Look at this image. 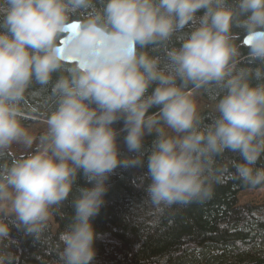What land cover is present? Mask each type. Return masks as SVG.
<instances>
[{
  "label": "clouds",
  "instance_id": "9594fccd",
  "mask_svg": "<svg viewBox=\"0 0 264 264\" xmlns=\"http://www.w3.org/2000/svg\"><path fill=\"white\" fill-rule=\"evenodd\" d=\"M36 86L42 112L26 101ZM38 112L37 135L22 122ZM13 145L28 151L0 164V264L18 259L11 227L45 246L41 264H94L118 167L146 164L136 186L158 214L210 198L228 169L264 186V0H0V158ZM78 175L90 186L53 233Z\"/></svg>",
  "mask_w": 264,
  "mask_h": 264
},
{
  "label": "trees",
  "instance_id": "16d2710c",
  "mask_svg": "<svg viewBox=\"0 0 264 264\" xmlns=\"http://www.w3.org/2000/svg\"><path fill=\"white\" fill-rule=\"evenodd\" d=\"M200 10L197 15H202ZM190 31L189 27L184 29ZM180 34L173 36L169 46L180 45ZM149 55H161L160 50L149 46ZM247 49L241 48L242 55ZM243 59V57H242ZM54 74L53 79H55ZM256 81L253 80V84ZM149 89V92L152 91ZM46 93L38 86L31 90L26 101L30 106L44 110ZM210 102L207 97H202ZM156 107L150 112L157 111ZM210 112V108L202 110ZM39 112L24 120L25 127L42 119ZM113 127L118 131L123 121ZM153 136L145 137V148L150 147ZM122 155H130L127 149L119 148ZM14 156L10 151L0 158V164L10 163ZM235 159L231 153L222 158L223 163ZM264 167V157L258 163ZM147 171L144 167L117 168L106 181L108 191L93 227L100 238L95 241L94 264H264V205L240 204L238 192L252 188L239 180L230 178L228 169L220 183L214 185L213 194L203 201L174 204L163 213H155L146 202L145 193L136 184ZM135 181V184L133 183ZM90 186L82 175H78L69 199L61 208L63 216L53 220L57 230H62L73 209L71 199L79 187ZM259 188V187H256ZM11 227V225H10ZM13 243L10 245L18 257L16 264H41L46 256L45 246L11 227Z\"/></svg>",
  "mask_w": 264,
  "mask_h": 264
},
{
  "label": "rangeland",
  "instance_id": "374dc122",
  "mask_svg": "<svg viewBox=\"0 0 264 264\" xmlns=\"http://www.w3.org/2000/svg\"><path fill=\"white\" fill-rule=\"evenodd\" d=\"M198 102L200 103L202 110H204L206 107L210 108L211 102H206L205 100H203L202 97L199 98ZM27 128L34 134L38 135L44 128L43 120L36 119V122L27 126ZM117 143H118L119 148L126 149L123 138L117 139ZM27 151H28L27 149L19 145H13L12 148L10 149V152L14 156L23 155ZM237 197H238V201L240 204L264 205V186H261L259 188L244 189L238 192ZM52 228H53V231H55L56 224L54 223V220L52 221Z\"/></svg>",
  "mask_w": 264,
  "mask_h": 264
}]
</instances>
